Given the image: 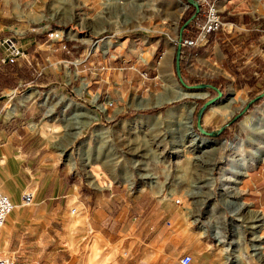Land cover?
I'll return each mask as SVG.
<instances>
[{"label":"rangeland","instance_id":"374dc122","mask_svg":"<svg viewBox=\"0 0 264 264\" xmlns=\"http://www.w3.org/2000/svg\"><path fill=\"white\" fill-rule=\"evenodd\" d=\"M176 1L179 0H123L122 2L119 0H26L18 18L10 25L12 34L7 37L15 38L16 44L11 40L20 55L32 41L37 45V50L51 51L55 42L59 43L65 38L76 39L79 34L89 35V31L82 29L83 23L91 25L95 23L98 30L103 29L101 33L107 34L108 29L111 32L117 30V33H128V30L135 29L134 26L139 25L143 17L141 25L153 27L152 23L162 20L169 22L170 14L173 12L168 5ZM179 5L180 11L186 6L182 1H179ZM35 33L48 35V40L35 43L33 35ZM92 45L93 43H86V49L92 48ZM6 52L8 54V42ZM183 54L184 51L180 59ZM158 57L160 58V55ZM92 60L72 50L67 57L55 55L48 59L44 58L43 61H39L38 66L51 73L52 79L49 82L41 84L42 86L27 85L17 90L14 95L12 92H7L14 102L10 103V108L26 99L18 109L20 112L15 120L6 123L7 129L22 131L21 137L18 138L22 145L21 157H25L21 174L24 182L28 184L22 192L32 191L29 182L37 179L41 172H43V182L50 179V176L55 177L56 180L63 174H70L89 189L102 187L104 181L107 184L110 181L113 184L128 183V180L133 182L136 177L133 188L159 189L160 196L180 199L181 214L187 226L190 230L195 229L198 236L208 240L213 252L220 253L221 257L226 259L223 264H252L246 258L250 248L244 242L245 226L244 229H239L242 242L229 244V240L236 235L233 224L238 221L243 223L232 214L234 207L225 199L240 198L245 202L241 180L249 179V176L253 177V171L257 177L264 176V96L260 97V100L252 101L241 113L242 117L232 125L230 123L234 115L258 94L249 93V90L243 88L229 90V83H226L224 89L223 85L213 81L215 76L211 77L206 67L200 64H198L199 70L194 71L192 73L194 75L190 76L189 73L183 72L181 64V77L186 83L194 84L190 81L195 79L200 82L216 83L218 87L223 88L221 99L224 102L209 105L200 118L202 127L208 131L225 125L217 136L200 133L196 127L194 112L198 101L215 96L217 91L214 88L197 92L182 90L180 87L182 83H178L175 67L167 73H170L169 75H160L156 78V84L147 90L136 91L137 83L134 77L131 82L133 89L129 91V87L124 88V93H130L127 99L137 93L142 98L149 97L147 102L138 99L141 104L160 103L156 106L134 109L144 116V120L137 122L132 118L129 123L119 120L99 121L95 115L97 114L95 111H99V105L102 106L99 112L105 114V105L109 107L115 98L117 100L121 97L98 96V93L94 94L93 89L100 86L108 87L109 83L114 81H124V75L116 73L98 75L96 64ZM167 77L172 78L177 88L185 95L174 98L176 94L165 89V83H169ZM195 93L203 95L197 96ZM92 104H97L98 107L94 108ZM226 104L227 111L221 113L218 110L219 106ZM81 105L84 107H80ZM189 107H193L190 117L192 132L198 138L208 141L207 144L200 146L197 142L191 144L192 137L189 136L184 137L181 143L177 138L179 131L186 133V129L181 127V122L185 121ZM144 109H155V111L142 112L141 110ZM181 112L182 116L179 115ZM83 113L86 118L81 119ZM4 140L5 138H2L0 142ZM233 146L237 147V150H234ZM184 147L185 149L182 150L181 148ZM259 154L262 160H259ZM198 156L203 157L207 164L196 159ZM238 158L246 162L248 168L246 174L236 184L239 193L235 194L232 188L234 184L228 179L235 176L233 170L237 167ZM137 160L142 163L139 165L140 169L136 168ZM69 165L76 166L71 168ZM25 166H29L31 171ZM256 172L261 175L255 174ZM125 176L128 180L124 178ZM205 177L207 178L205 185L199 187L202 185L199 180ZM143 179L153 186L147 185L144 181L142 183ZM157 183L158 187L155 186ZM0 188L9 193L1 184ZM12 190L17 192L19 188L12 185ZM9 195L11 196L10 193ZM20 195L18 201L16 198L14 200L19 209L15 207L9 217L15 212L17 216L21 214L20 219L24 225L22 229H29L33 233L24 239L36 241L34 238H37L38 244L28 245L26 246L28 250L18 252L20 253L17 257L18 261H36L39 264H80L84 261L87 264H107L114 262L118 254L122 256L124 245L116 247L114 243L105 240L99 230L89 232L80 227L77 210L72 211L76 204L70 205L69 213L61 217L54 215L55 213L47 208V199L37 201L34 198L30 204H25L20 200ZM248 205L251 208L250 204ZM216 226H220L223 242H218L213 235ZM2 230L4 232V227ZM12 232L13 230L2 245L5 246L7 242L6 252L1 251L0 255L12 254L8 241ZM101 232L107 233L106 237L109 234L106 227L101 229ZM260 235L264 239L263 233ZM234 248L238 249V256L230 258L232 255L229 254ZM260 250L262 254L259 253L258 262L255 264H264V249ZM178 257H175L177 261Z\"/></svg>","mask_w":264,"mask_h":264},{"label":"crops","instance_id":"0c3cea01","mask_svg":"<svg viewBox=\"0 0 264 264\" xmlns=\"http://www.w3.org/2000/svg\"><path fill=\"white\" fill-rule=\"evenodd\" d=\"M179 1L170 2L168 5V8L173 12L170 14L171 21L169 22L162 20L152 23L153 27L141 25L143 17L139 25L134 26L135 29L128 30V33H117V30L111 32L108 29L107 34H103L100 32L103 29L98 30L95 23L92 25L82 24L79 21L82 24V29L89 31V35L79 34L76 39L65 38L59 43L55 42L51 51L37 50V45L32 41L21 51L22 55L18 56L17 60L3 63L1 62L2 58L8 55L6 40L9 37L7 36L12 34L10 25L14 23V19L18 18L20 9L26 0H0V140L5 138L3 142H0V160H3L0 162V184L8 190L13 200L16 198L18 201L20 192L28 184L24 182L21 174L25 157H21L22 145L18 138L21 137L22 131L7 129L6 123L15 120L20 112L18 109L26 99L22 101L20 99V103L14 104L10 108V103L14 102L11 101L7 92H12L14 95L17 90L23 89L27 85L42 86L41 84L49 82L52 75L48 73V70L38 66L39 61L55 55L67 57L69 51L72 50L79 55H84V58H92L93 63L96 64V74L98 75L103 73L124 75V81H114L109 83L108 87L100 86L93 89L94 94L98 93V96L108 95V97L114 98L118 95L121 97L117 100L115 98L109 107L105 105V114L99 112L102 110V106L98 107L97 104H92L99 110L95 111L97 114L94 113L97 120H119L127 123L133 119L137 122L144 120V116L134 109L156 106L160 103L141 104L138 99L147 102L149 97L142 98L137 93L127 99L130 93H124V88L129 87V91L133 89L131 82L134 77L137 83L135 90L141 92L155 85L156 78L160 75H169L170 73H167L173 70L172 67H175L176 71L175 51L180 36V20L188 8L184 7L180 11ZM215 2L223 18L222 25L219 29L199 37L194 45L182 47L184 51L181 59L183 72L193 76L192 73L199 70L198 64H200L206 67V71L210 73L211 77L215 76L213 81L218 85H223L224 89L226 83H229V90L230 88H243L249 90V93L263 92L264 0H215ZM162 8H164L163 3ZM198 16L201 20L199 24L205 21L204 9L199 11ZM178 22L179 27L177 28ZM129 31L134 32L130 33ZM33 35L35 43L39 44L48 40L45 35L36 33ZM194 35L191 34L190 28L185 30V38ZM105 38L108 39L105 40ZM10 39L16 44L13 36ZM86 43H93L92 48L86 49ZM21 66L25 67L24 71L28 72L30 80L22 78V74L19 72ZM13 67L15 71L7 72ZM6 74H9L10 77L6 78ZM166 80H169V83H165V89L174 92L176 94L174 98H176L177 94L181 93L180 89L177 88L172 78L167 77ZM164 81L165 79L163 80V91ZM197 91L205 90H193V92ZM200 93L195 94L203 95ZM182 94L185 95V93ZM95 97L96 95H94ZM220 102H224L223 99H218L209 105H217ZM84 104L88 103L84 102ZM226 106L227 104L219 106L218 110L221 113L226 112ZM7 107L9 108L7 109ZM192 111L193 107L187 108V117L188 113ZM179 115L182 116V112ZM140 164L142 163L137 160L136 168L140 169ZM25 168L31 171L29 166H25ZM255 174L261 175L258 172ZM42 177L43 172L33 182H29L31 192L37 201L47 199V208L51 209L55 213L54 215L61 217L69 213L70 205L76 204L74 211L77 210L80 227L89 232L99 230L103 238L114 243L116 247L124 245L122 256L118 254L114 262L107 264H179L175 257L184 252L192 254L191 264H223V261H226L220 253L213 252L206 238L198 236L195 229L190 230L182 217L180 201L175 202V197L160 196L159 189L133 188L132 186L137 180L136 177L133 182L126 176L124 177L130 184H113L112 181L107 184L104 181L102 187L97 189L83 186L78 182V179L70 174H63L56 180L55 177L50 176V179H46L44 182ZM143 181L144 179L142 183ZM205 181L200 184L205 185ZM12 185H16L19 190L17 192L12 190ZM147 185L149 184L147 183ZM158 185L157 183L155 186L158 187ZM241 186L245 202L239 198L238 203L242 202V205L236 209L233 208L232 214L243 224L239 221L233 224L232 227L236 235L229 240V244L236 241L242 242L239 229H244L245 226L244 242L250 248L246 258L255 264L258 262L259 253L262 254L260 249H264V239L260 235L263 233L264 236V176L257 177L253 171V177L249 176V179L241 180ZM259 211H262L263 214ZM9 215L6 221L7 227L4 232L3 230L1 232L0 250L6 252L7 242L5 246L2 245H4L5 238L10 236V231L13 230L8 241L11 253L18 257L20 255L18 252L28 250L26 247L28 245L38 244V239L34 238L36 241L24 239L33 233L29 229H22L24 225L20 219L21 214L17 216V212H15L11 217ZM104 227L109 230L107 237V233L101 232ZM27 232L30 233L27 234ZM214 237L218 242L224 241L222 234L218 237L214 235ZM237 250V248L232 249L229 254L232 255L230 258L238 256ZM80 264H87V262L84 261Z\"/></svg>","mask_w":264,"mask_h":264},{"label":"built area","instance_id":"2783aa9c","mask_svg":"<svg viewBox=\"0 0 264 264\" xmlns=\"http://www.w3.org/2000/svg\"><path fill=\"white\" fill-rule=\"evenodd\" d=\"M199 3L200 9H204L206 19L204 22L198 25L197 34L191 36L189 38L182 39V47L186 45H194L199 37L206 35L211 31H215L219 29L222 25V15L220 13L219 7L215 0H196ZM48 36V35H47ZM8 42V41H7ZM183 52V48H181V53ZM20 56V52L18 48L15 46L13 41L8 42V55L2 58L3 61H15L17 57ZM145 76V75H143ZM34 200V195L31 191H25L21 194V201L25 204H30ZM178 198L175 199V202H179ZM15 205L14 200L9 195V193L3 191L0 188V236L2 232V228L9 213L12 211ZM75 208H72L74 211ZM193 260L192 254L188 252L182 253L178 257L179 264H191ZM0 264H39L36 261H18L17 257L13 254L11 255H0Z\"/></svg>","mask_w":264,"mask_h":264},{"label":"water","instance_id":"95a60500","mask_svg":"<svg viewBox=\"0 0 264 264\" xmlns=\"http://www.w3.org/2000/svg\"><path fill=\"white\" fill-rule=\"evenodd\" d=\"M182 2H184L186 4L185 7H188L189 5H192L195 8V13L191 16V18H193L196 13L200 10V6L199 3L196 0H181ZM190 18V19H191ZM189 19V20H190ZM188 20V21H189ZM185 23L181 26L180 28V32L182 30V28L184 27ZM8 42L11 41V39H7ZM181 48H182V37L181 35L179 36L178 39V43H177V47H176V51H175V63H176V73H177V80L178 83L181 82L182 86L180 85V87L182 88V90L187 91V92H192L193 90H206L207 88H214L217 91V94L215 96H212L210 98H208L197 110L196 112V127L198 128V130L200 131V133L203 134H207V135H211V136H217L219 134V132L225 127V125H222L220 128L216 129V130H211L208 131L205 128L202 127L201 125V114L204 111V109L211 104L212 102L221 99L222 98V91H220L217 87H215L214 85H212L211 83L208 82H198V83H194V84H189L186 83L182 77H181V72H180V55H181ZM264 96V91L259 93L258 95H256L255 97L251 98L250 101H248V103L245 105V107L238 112L236 115H234V117L231 120H234L236 117H238L249 105L252 101L259 99L260 97Z\"/></svg>","mask_w":264,"mask_h":264},{"label":"bare ground","instance_id":"6f19581e","mask_svg":"<svg viewBox=\"0 0 264 264\" xmlns=\"http://www.w3.org/2000/svg\"><path fill=\"white\" fill-rule=\"evenodd\" d=\"M119 1L122 2L123 0H119ZM184 4H185V3H184ZM172 88H173V87H172ZM178 89H179V88H178ZM177 95H178L177 97L183 96L182 93H179V94H177ZM177 97H176V98H177ZM191 114H192V112H189V113H188V117H186L185 121H184V122H181V127H182L183 129H184V128L186 129V130H185L186 133H181V131H179V135L177 136V138H179V142L181 143V142H182V139H183L184 137L189 136V137H192V141L190 142L191 144H193L194 142H197V143H198V146H200L201 144H202V145L207 144L208 141H206V140H204V139H200V138H198L195 134H193V132H192V126H191V120H190ZM80 118H81V119L86 118V115L83 113V115L80 116ZM83 122L86 123V121H83ZM193 147H195V146H193ZM181 149L184 150L185 147H184V148H181ZM213 149H216V147H213ZM233 149H234V150H237V147L233 146ZM258 158H259V160H260V159L262 160L260 154L258 155ZM196 159H198L199 161H203L204 164H207V161L204 160L203 157L198 156V158H196ZM2 161H3V160L1 159L0 162H2ZM245 163H246V162H242V161L239 160V158H238V161L236 162L237 167H236L235 170H233V171H235V176H234V178L231 177L232 179H228L230 182H232V183L234 184V186H233L232 188H234L235 194H238V193H239V192H238V186H236V184H238V183L240 182L241 177H242L243 175L246 174V170H247V168H248V166H247ZM209 164H210V163H209ZM211 167H212V166H211ZM206 179H207V178H205V179H200L199 182L205 181ZM229 186H230V185H229ZM199 187H203V185H199ZM226 188H229V187H226ZM230 188H231V187H230ZM225 200L230 201L231 205H232L235 209L238 208L239 205H242V202L239 204V203H238V200H236V199H235V200H230V199L226 198ZM230 203H229V204H230ZM15 207H16L17 209H19V206H18V205H14V207H13V209H12L11 212L14 211ZM11 212H10V213H11ZM7 218H8V217H7ZM6 221H7V219H6ZM3 227H4V231H5V229H6V227H7V226H6V222L4 223ZM234 227H235V226H234ZM236 233H237V232H236ZM214 235H215L216 237H218V236L221 235V229H220V226H216V227H215V229H214ZM0 237H1V236H0ZM219 242H221V241H219ZM1 251H2V250H0V253H1Z\"/></svg>","mask_w":264,"mask_h":264},{"label":"trees","instance_id":"16d2710c","mask_svg":"<svg viewBox=\"0 0 264 264\" xmlns=\"http://www.w3.org/2000/svg\"><path fill=\"white\" fill-rule=\"evenodd\" d=\"M191 9V10H189V9ZM188 8H187V10L184 12V14L182 15V17H181V20H180V26H182L184 23H185V25H184V27L182 28V30H181V32H180V35H181V37H182V39L183 38H185L184 36H185V30L187 29V28H190V30H191V34H195L196 33V31H197V26L199 25V23H200V18H199V16H198V13H199V11H201V9L196 13V15L193 17V18H191V16L195 13V8L192 6V5H189L188 6ZM189 11V12H188ZM188 12V13H187ZM191 18V19H190ZM190 19V20H189ZM189 20V21H188ZM47 38H48V36L47 35H45ZM1 62H3V63H7V62H14V61H9V60H5V61H3V60H1ZM24 66H21L20 67V73L22 74V78H26V79H28V80H30V78H29V74H28V72L27 71H24L25 70V67L23 68ZM15 69H17L16 67H15ZM180 69H181V59H180ZM14 70V67H13V69L12 70H9V71H7V72H11V71H13ZM15 71V70H14ZM10 76H9V74H6V78H9ZM10 80V79H9ZM190 82H194V83H198V82H200V80H198V81H196L195 79L193 80V81H190ZM8 84H11L10 82H8ZM215 87H218L217 86V84L216 83H212ZM221 91H223V88L222 87H218ZM261 99V98H260ZM260 99H258V100H260ZM206 100H202V101H198L197 102V104H196V106H195V110H194V112H195V116H196V112H197V110H198V108L205 102ZM142 112H154L155 111V109H144V110H141ZM242 117V114H240L236 119H234L233 121H231V123L230 124H232V125H235L236 124V122L240 119Z\"/></svg>","mask_w":264,"mask_h":264}]
</instances>
